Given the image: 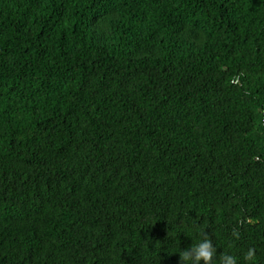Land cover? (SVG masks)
Instances as JSON below:
<instances>
[{
  "label": "trees",
  "instance_id": "16d2710c",
  "mask_svg": "<svg viewBox=\"0 0 264 264\" xmlns=\"http://www.w3.org/2000/svg\"><path fill=\"white\" fill-rule=\"evenodd\" d=\"M202 230L264 264V0H0V264Z\"/></svg>",
  "mask_w": 264,
  "mask_h": 264
},
{
  "label": "clouds",
  "instance_id": "9594fccd",
  "mask_svg": "<svg viewBox=\"0 0 264 264\" xmlns=\"http://www.w3.org/2000/svg\"><path fill=\"white\" fill-rule=\"evenodd\" d=\"M198 240L188 249L179 250L181 264H257V251L255 248H248L242 256L223 252L218 255L217 247L214 246L212 238L205 230L198 232ZM237 239L238 233L233 234Z\"/></svg>",
  "mask_w": 264,
  "mask_h": 264
}]
</instances>
